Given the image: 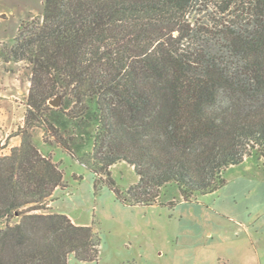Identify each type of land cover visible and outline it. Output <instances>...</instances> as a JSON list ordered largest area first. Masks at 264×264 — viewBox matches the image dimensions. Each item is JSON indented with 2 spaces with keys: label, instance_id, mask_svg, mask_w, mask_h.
I'll return each mask as SVG.
<instances>
[{
  "label": "trees",
  "instance_id": "16d2710c",
  "mask_svg": "<svg viewBox=\"0 0 264 264\" xmlns=\"http://www.w3.org/2000/svg\"><path fill=\"white\" fill-rule=\"evenodd\" d=\"M1 62L31 72L21 144L0 155V264L99 259L92 226L45 211L64 174L35 130L76 156L53 111L90 127L79 159L96 192L120 197L111 167H134L128 204L156 203L169 183L192 200L224 186L231 165L264 158V0H44L0 44Z\"/></svg>",
  "mask_w": 264,
  "mask_h": 264
},
{
  "label": "rangeland",
  "instance_id": "374dc122",
  "mask_svg": "<svg viewBox=\"0 0 264 264\" xmlns=\"http://www.w3.org/2000/svg\"><path fill=\"white\" fill-rule=\"evenodd\" d=\"M41 4L0 0V44L12 42L23 21L41 16ZM30 72L26 62L0 63V155L21 144ZM51 119L75 133L76 156L42 128L35 130L37 147L64 174L63 187L47 198L45 211L92 226L100 239L98 261L83 263L70 254L69 264H264V158L253 154L228 167L227 183L215 192L185 200L169 183L156 203L133 205L120 197L139 180L134 167L126 161L111 167L120 197L106 184L96 192L92 171L79 159L92 149L90 127L62 111H53Z\"/></svg>",
  "mask_w": 264,
  "mask_h": 264
},
{
  "label": "water",
  "instance_id": "95a60500",
  "mask_svg": "<svg viewBox=\"0 0 264 264\" xmlns=\"http://www.w3.org/2000/svg\"><path fill=\"white\" fill-rule=\"evenodd\" d=\"M51 104L55 107H57L60 104V98L57 97L56 100L51 101Z\"/></svg>",
  "mask_w": 264,
  "mask_h": 264
},
{
  "label": "crops",
  "instance_id": "0c3cea01",
  "mask_svg": "<svg viewBox=\"0 0 264 264\" xmlns=\"http://www.w3.org/2000/svg\"><path fill=\"white\" fill-rule=\"evenodd\" d=\"M43 2H44V0H42V7H43ZM31 9H33V6H29V9L28 10H31ZM24 19V17L22 18V19H20V21L18 22V24L22 21ZM18 24H17V27H18ZM17 27H16V30H17ZM16 30H15V33H14V35L13 36H9V37H14L15 36V34H16Z\"/></svg>",
  "mask_w": 264,
  "mask_h": 264
}]
</instances>
